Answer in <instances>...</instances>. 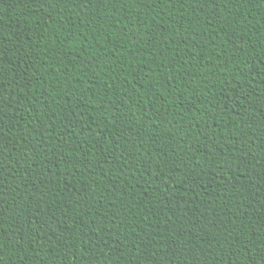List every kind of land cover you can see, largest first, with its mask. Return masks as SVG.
Instances as JSON below:
<instances>
[{
  "label": "trees",
  "instance_id": "obj_1",
  "mask_svg": "<svg viewBox=\"0 0 264 264\" xmlns=\"http://www.w3.org/2000/svg\"><path fill=\"white\" fill-rule=\"evenodd\" d=\"M0 264H264V0H0Z\"/></svg>",
  "mask_w": 264,
  "mask_h": 264
}]
</instances>
